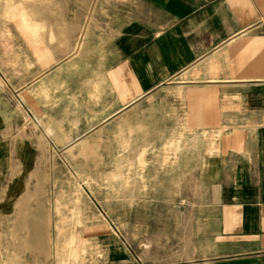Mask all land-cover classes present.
Segmentation results:
<instances>
[{
  "label": "crops",
  "instance_id": "0c3cea01",
  "mask_svg": "<svg viewBox=\"0 0 264 264\" xmlns=\"http://www.w3.org/2000/svg\"><path fill=\"white\" fill-rule=\"evenodd\" d=\"M111 2L87 36L27 52L33 118H0V194L106 173L121 200L94 201L128 221L110 264H264V0Z\"/></svg>",
  "mask_w": 264,
  "mask_h": 264
},
{
  "label": "rangeland",
  "instance_id": "374dc122",
  "mask_svg": "<svg viewBox=\"0 0 264 264\" xmlns=\"http://www.w3.org/2000/svg\"><path fill=\"white\" fill-rule=\"evenodd\" d=\"M111 1L0 0L3 121L27 127L33 118L18 91L26 80L27 52L37 50L41 37L48 34L66 37L67 46L70 37L87 36L92 28L90 22L104 23L109 19L106 16L119 12L120 7ZM104 28L93 30L101 32ZM33 128L38 132L35 122ZM78 174L55 173L51 187L43 193L36 189L43 202L13 203L16 198L10 193L0 194V264H110L107 244L113 239L121 243L122 226H127L128 221L122 219L121 202L100 203L94 199L120 201L121 188L113 187L114 178L106 173H98L96 181H91L88 172ZM169 208V204H162V211L168 212ZM130 222L136 228L137 219Z\"/></svg>",
  "mask_w": 264,
  "mask_h": 264
},
{
  "label": "bare ground",
  "instance_id": "6f19581e",
  "mask_svg": "<svg viewBox=\"0 0 264 264\" xmlns=\"http://www.w3.org/2000/svg\"><path fill=\"white\" fill-rule=\"evenodd\" d=\"M33 215H34V214H33ZM33 215H32V216H33ZM37 216H38V215H37ZM37 219H38V218L36 217V219H35L36 222H37ZM37 223H38V222H37ZM36 228H37V227H36ZM31 234H32V233H31ZM34 235H35V234H34ZM40 235H41V234H40ZM40 235H39V241L42 239V237H40ZM32 236H33V235H32ZM41 236H42V235H41ZM40 238H41V239H40ZM29 240L31 241V239H29ZM34 245H35V244H34ZM31 246H32V244H31Z\"/></svg>",
  "mask_w": 264,
  "mask_h": 264
}]
</instances>
